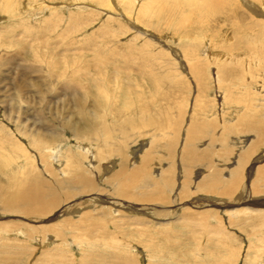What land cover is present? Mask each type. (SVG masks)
Returning a JSON list of instances; mask_svg holds the SVG:
<instances>
[{"label": "rangeland", "instance_id": "1", "mask_svg": "<svg viewBox=\"0 0 264 264\" xmlns=\"http://www.w3.org/2000/svg\"><path fill=\"white\" fill-rule=\"evenodd\" d=\"M10 1L0 0V264H264V134L247 124L264 125V0L216 10L190 0L195 16L185 0ZM143 166L148 180L120 194ZM76 167L94 189L68 182ZM236 168L232 192L204 189L219 171L223 190ZM32 180L76 192L61 188L30 216L11 199ZM169 180L159 199H137Z\"/></svg>", "mask_w": 264, "mask_h": 264}, {"label": "bare ground", "instance_id": "2", "mask_svg": "<svg viewBox=\"0 0 264 264\" xmlns=\"http://www.w3.org/2000/svg\"><path fill=\"white\" fill-rule=\"evenodd\" d=\"M9 2H8V5L7 6H10V7H12L11 5H9L10 3H11V1L10 0H8ZM162 1V0H161ZM218 1L219 0H199V2L201 3V4H203V3H205V4H203V6L204 7H207V5H209L210 3H214V6L213 7H215V10L216 9H218ZM203 2V3H202ZM149 3V2H148ZM176 4H178V3H176ZM201 4H198V3H195V5H194V8H191L190 9V6L192 5V3L190 2V0H185V1H182V6L183 7H187V9H190V12L193 14V16H195L196 15V13H199L200 14V10H198L199 8H195V7H198V6H201ZM6 5V4H5ZM154 5V4H153ZM178 5H181L180 3L178 4ZM3 6V5H2ZM6 6V9L8 10V11H10V7H7ZM143 7H142V12H144V11H147V10H145V9H147L148 8V4H146V3H144L143 5H142ZM163 6V5H162ZM167 7H165L166 9L168 8L169 9V11H167L168 13H169V17H172V15L175 13V11H177V9L179 8L178 6H176L175 4H173V3H169L168 5H166ZM220 7V6H219ZM222 7V6H221ZM221 7H220V9H221ZM155 9V8H154ZM164 9V8H163ZM186 9V8H185ZM144 10V11H143ZM205 10V9H204ZM213 10H214V8H213ZM219 11V10H218ZM149 12V11H148ZM181 12V11H180ZM208 12V11H207ZM216 12H214V14H215ZM220 13V12H219ZM163 14H165V13H163ZM148 15V14H147ZM158 15H160V13L158 14ZM219 15V14H218ZM166 16V15H165ZM192 16V17H193ZM164 17V16H163ZM177 17V16H176ZM202 17V16H201ZM207 17H208V14H207ZM206 17V18H207ZM197 18V17H196ZM211 18V17H210ZM200 23V22H199ZM207 24V23H206ZM200 25H205V24H203V23H200ZM192 26H194V25H192ZM200 27V26H199ZM202 27V26H201ZM204 27V26H203ZM205 28V27H204ZM203 28V29H204ZM91 47V46H90ZM94 48V47H93ZM95 48H97V47H95ZM98 49V48H97ZM91 50V49H90ZM100 51V50H99ZM99 56V55H98ZM98 56H97V58L94 60V62H95V65H99V64H101V63H108L107 61H103V59L102 58H98ZM72 60V59H71ZM70 60V61H71ZM77 62H75V61H73V63L75 62V63H79V59H77L76 60ZM110 62V61H109ZM114 62V61H113ZM58 62H56V64H57ZM58 65V64H57ZM73 66L75 65V64H72ZM94 65V64H93ZM102 65V64H101ZM62 66H64V65H62ZM76 66V65H75ZM74 66V67H75ZM59 67H60V65H59ZM118 67V66H117ZM116 67V68H117ZM92 68V67H91ZM115 68V69H116ZM124 68H126V66H123V67H120V69H124ZM128 68V67H127ZM129 68H130V65H129ZM119 68H117L116 69V71L118 70ZM88 70V69H87ZM120 71V70H119ZM91 72V71H90ZM126 71H124V73H125ZM133 73V72H132ZM135 73V72H134ZM91 74V73H90ZM120 78V77H119ZM129 78H130V76H129ZM83 100H81V102H82ZM88 121H89V119H88ZM152 122H154L153 120H150V121H147L146 123H145V125L146 126H148V125H153L154 124V126H155V128H156V125H158V123L157 122H155V123H152ZM244 122V121H243ZM89 124H87V125H85L83 128L85 129V130H80V132L81 131H83L85 134H86V132H91L92 131V129H93V125L95 124V120L94 121H92V122H88ZM243 124H245V123H243ZM248 124V127H249V130H251L252 131V129L253 130H256L257 131V133L259 134V135H262L263 136V134H264V125H261V124H259V125H257V124H255L254 122L253 123H247ZM162 126V125H161ZM161 126H159L160 128H161ZM158 129V128H157ZM156 129V130H157ZM93 132V131H92ZM91 132V133H92ZM81 134V133H80ZM88 134V133H87ZM200 137V136H199ZM199 137L197 136V129L195 128V127H193V126H191L190 127V129H189V132H188V136H187V138L189 139H187L188 140V142H187V148H188V154H189V156L191 155L192 156V152H191V150L192 151H194V149H196V147H195V145L197 144V140H199ZM212 142H214L213 140H212ZM190 150V151H189ZM190 156V157H191ZM143 159H144V161H145V155L143 156ZM143 161V162H144ZM123 164V163H122ZM123 168V170H121L119 173H121L122 171L123 172H127V171H124V170H126V168H124V166L122 167ZM73 170L71 171V174H72V176H71V179H70V181L68 180V182L69 183H72V182H74V183H76V182H80L81 183V185H83V187L81 188V189H77L76 191H90V190H92V189H94L95 188V181H94V179H92L87 173H85L84 172V170L81 168V167H78V170H77V167L76 168H72ZM262 173V172H261ZM13 175V174H12ZM125 175V174H124ZM146 175H147V172H146V170H145V168H144V166L143 167H139V168H137V169H135L134 171H131V172H129V175H128V177L126 178V176L124 177V179L122 180L121 179V183H122V185H120L119 186V188L120 189H122L121 190V192H120V194H122V195H128V193L127 192H129L128 191V188H130V187H132V185L133 184H135L137 181H141V180H143V179H140V178H147L146 177ZM260 175V174H259ZM36 176V175H35ZM120 176H122V175H120ZM119 176V177H120ZM240 176H241V170L240 169H238V168H236L234 171H233V177L231 178V181L229 182V183H227L228 185H225L224 186V188H223V190H222V186L219 184V182H221V176H220V172L219 171H216V172H214L213 173V175H212V177L210 178V180H209V178H208V184L206 183V185L204 186V189H206V190H209V191H217V192H220V193H229V192H232V189L236 186V184H237V182L239 181V179H240ZM37 177V176H36ZM19 179V178H18ZM24 180V179H23ZM59 180V179H58ZM146 180H148V178L146 179ZM16 181V180H15ZM33 181V180H32ZM18 182H20V179H19V181ZM144 182V181H143ZM149 182V181H148ZM154 182V181H153ZM170 183H171V180H169V181H167V182H165V183H163V185L162 184H159V183H155L154 182V188H155V190L152 192V190L151 191H145V192H141V195H140V197H137V199H142V200H146V201H152V200H156V199H159L160 198V196H162L163 195V193H165L166 191H165V188H167L168 186L167 185H170ZM261 183V182H260ZM41 185V186H43V187H38V185ZM64 184H66L65 183V180H63V181H58V182H56V186L59 188H56V187H54L51 183H49V182H47V181H44V180H39V181H33L31 184H29L28 186H26V188L24 187L23 189H22V191L23 192H21L20 194H13V197H12V199L11 200H13L12 201V203L14 202V199H17V201H19L20 203H21V206H18V208L16 209L17 211H21V212H23V213H25V214H27V215H32L34 212H38V211H46V210H48L50 207H53V205H56V203H57V201H58V198H59V193H58V191L62 188V190H63V194L65 193V194H67L68 192L70 193V195H75V192L73 191V189H71V190H67V191H65L64 189V187H67L66 185H64ZM148 184V183H147ZM153 184V183H152ZM156 185V186H155ZM259 184H256L255 185V191H259L260 190V188H259V186H258ZM17 188V187H16ZM20 188V187H19ZM71 188V187H70ZM8 190V189H7ZM263 189H261L260 191H262ZM53 191H56L57 192V195H53ZM144 191V190H143ZM8 192V191H7ZM139 194V193H138ZM138 194H135V196H138ZM5 195V194H4ZM14 198V199H13ZM23 201V202H22ZM15 206V205H14ZM13 206V207H14ZM20 207V208H19ZM55 207V206H54ZM16 207H14V209H15ZM6 209V208H5ZM15 210V211H16ZM40 214V213H39ZM45 214V213H44ZM34 216V215H33ZM41 216V215H40ZM40 216H36V217H40Z\"/></svg>", "mask_w": 264, "mask_h": 264}]
</instances>
